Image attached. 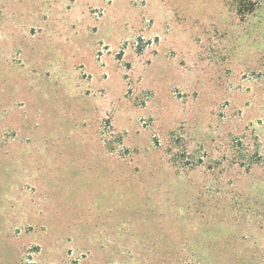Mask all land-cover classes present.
Segmentation results:
<instances>
[{
  "label": "rangeland",
  "instance_id": "1",
  "mask_svg": "<svg viewBox=\"0 0 264 264\" xmlns=\"http://www.w3.org/2000/svg\"><path fill=\"white\" fill-rule=\"evenodd\" d=\"M0 264H264V0H0Z\"/></svg>",
  "mask_w": 264,
  "mask_h": 264
}]
</instances>
